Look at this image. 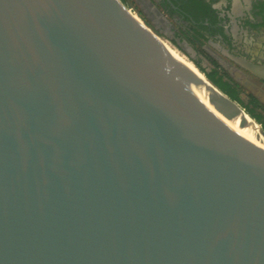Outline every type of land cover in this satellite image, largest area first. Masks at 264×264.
I'll return each instance as SVG.
<instances>
[{
	"label": "water",
	"instance_id": "water-1",
	"mask_svg": "<svg viewBox=\"0 0 264 264\" xmlns=\"http://www.w3.org/2000/svg\"><path fill=\"white\" fill-rule=\"evenodd\" d=\"M240 110L121 0H0V264H264Z\"/></svg>",
	"mask_w": 264,
	"mask_h": 264
},
{
	"label": "flooded vegetation",
	"instance_id": "flooded-vegetation-1",
	"mask_svg": "<svg viewBox=\"0 0 264 264\" xmlns=\"http://www.w3.org/2000/svg\"><path fill=\"white\" fill-rule=\"evenodd\" d=\"M121 1L263 129L264 0Z\"/></svg>",
	"mask_w": 264,
	"mask_h": 264
},
{
	"label": "bare ground",
	"instance_id": "bare-ground-1",
	"mask_svg": "<svg viewBox=\"0 0 264 264\" xmlns=\"http://www.w3.org/2000/svg\"><path fill=\"white\" fill-rule=\"evenodd\" d=\"M131 15L143 26H145L159 41V43L179 62L184 64L186 67H188L191 71H193L195 74H197L201 79L209 82L201 71L197 69V67L190 61L181 51H179L177 48H175L167 39H164L158 35H156L152 29H150L141 18H139L137 15L132 13L130 11ZM210 83V82H209ZM211 84V83H210ZM239 113L252 125V127L257 131V133L264 139V134L262 133V130L260 128V125L251 118L243 109L239 111Z\"/></svg>",
	"mask_w": 264,
	"mask_h": 264
},
{
	"label": "trees",
	"instance_id": "trees-1",
	"mask_svg": "<svg viewBox=\"0 0 264 264\" xmlns=\"http://www.w3.org/2000/svg\"><path fill=\"white\" fill-rule=\"evenodd\" d=\"M223 92H225L226 94H228L233 100L234 99H236V97L232 94V93H230V92H228L227 90H225V89H222V88H220ZM247 113H249L250 114V112L249 111H247ZM258 123H261V121H260V119L258 118V117H255V115H252V114H250ZM263 130H264V127H263Z\"/></svg>",
	"mask_w": 264,
	"mask_h": 264
},
{
	"label": "rangeland",
	"instance_id": "rangeland-1",
	"mask_svg": "<svg viewBox=\"0 0 264 264\" xmlns=\"http://www.w3.org/2000/svg\"><path fill=\"white\" fill-rule=\"evenodd\" d=\"M241 109H243L242 107H241ZM244 110V109H243ZM245 111V110H244ZM246 112V111H245ZM247 113V112H246ZM248 114V113H247ZM249 115V114H248ZM250 116V115H249ZM251 117V116H250ZM252 118V117H251ZM256 121V120H255ZM257 122V121H256ZM258 123V122H257ZM259 125H260V123H258ZM260 128H261V130H263L262 129V126L260 125Z\"/></svg>",
	"mask_w": 264,
	"mask_h": 264
},
{
	"label": "built area",
	"instance_id": "built-area-1",
	"mask_svg": "<svg viewBox=\"0 0 264 264\" xmlns=\"http://www.w3.org/2000/svg\"><path fill=\"white\" fill-rule=\"evenodd\" d=\"M130 11V9H128Z\"/></svg>",
	"mask_w": 264,
	"mask_h": 264
}]
</instances>
